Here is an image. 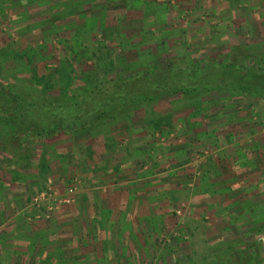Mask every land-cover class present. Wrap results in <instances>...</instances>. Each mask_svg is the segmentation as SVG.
Returning a JSON list of instances; mask_svg holds the SVG:
<instances>
[{"label": "rangeland", "instance_id": "1", "mask_svg": "<svg viewBox=\"0 0 264 264\" xmlns=\"http://www.w3.org/2000/svg\"><path fill=\"white\" fill-rule=\"evenodd\" d=\"M216 4L226 8L213 11ZM235 6L264 14V0H0V82L28 101L64 105L80 101L99 82L142 74L146 66L159 61H238L236 66H244L240 53L264 55V28L243 31L232 17ZM224 13L231 17L225 18ZM225 26L227 30L221 31ZM231 34L232 40L227 37ZM235 50L239 51L236 57ZM250 79L255 86L264 85L260 76ZM3 99L0 94V106L6 101ZM166 100L169 104L160 101L125 110L99 129L46 142L17 136L0 112V224L14 212L5 227L8 230H2L0 263L8 262L14 253L7 236L11 226L21 225L23 220L27 225L51 223L76 203L86 174L80 170L88 150L82 139H93L118 123L130 124L145 117L152 146L140 157L139 166L143 171L150 166L148 171L170 174L172 162L164 151L179 154L178 149L173 150L175 145L190 135L197 136L189 130L205 126L207 132L196 140L197 149L186 150L188 162L195 165L190 173L195 180L202 178L200 168L234 144L235 137L241 138L239 147L249 148L252 141L245 134L264 131V98L213 93L192 100L183 96ZM197 117H206L205 124L195 121L189 126L188 118ZM151 119L161 124L154 126ZM207 138L216 140L206 142ZM212 142H219L213 143L219 148L216 153ZM49 188L60 201L51 213L45 200H35ZM18 199L23 201L21 210L14 203ZM181 204L187 208L177 215ZM192 207L196 205L188 199L178 201L173 211L175 224L158 236L161 247H173V264H221L250 245L258 252L254 264H264V225L259 218L254 222L243 219L238 225L233 223L235 226L228 222L221 235L210 237L208 243L200 239L204 225L211 231L220 229L209 218L195 227L199 215L191 212ZM258 210L259 217L264 215L263 205Z\"/></svg>", "mask_w": 264, "mask_h": 264}, {"label": "crops", "instance_id": "2", "mask_svg": "<svg viewBox=\"0 0 264 264\" xmlns=\"http://www.w3.org/2000/svg\"><path fill=\"white\" fill-rule=\"evenodd\" d=\"M220 6L216 4L213 11H224L226 6ZM238 7L230 13L243 31L264 28V14ZM224 16L231 17L229 13ZM225 29L226 26L221 31ZM201 33L206 34L205 31ZM227 37L232 40L233 35ZM169 101L162 103L169 104ZM185 113L188 116L190 111L185 110ZM205 118H188L187 123L190 126L198 121L203 126ZM152 120L154 126L161 124ZM146 127L145 117H137L130 124L112 126L93 139H82L88 150L80 170L86 174L76 203L68 213L56 215L51 223L27 225L23 220L25 223L11 226L7 236L14 253L8 262L0 264H173V247H161L158 236L172 229L176 220L174 207L184 199L196 205L191 209L199 215L195 227L209 218L220 229L211 231L204 225L201 241L206 239L210 243V237H219L215 234H219L228 222L235 226L233 223L238 225L243 219L254 222L259 218L257 221L264 225V215L257 214L260 205L264 209V131L245 134L252 141L249 148L239 147L241 138L235 137L234 144L218 152V158L202 168L198 166L203 175L194 180L190 173L195 165L188 162L186 153L187 149H197L196 140L207 132L205 126L188 129L197 136L190 135L180 145L176 144L173 150L178 149L179 154L164 151L172 162L170 174L158 172V169L148 171L150 166L143 171L139 166L140 157L152 146ZM212 140L216 139L207 138L206 142ZM213 143L219 142L211 143L216 153L219 148ZM186 146L189 148L183 149ZM14 203L20 206L19 210L23 209L22 199ZM13 213H9L4 225L0 224L3 228L0 229L1 239L5 235L2 230H8L5 227L11 223L9 217Z\"/></svg>", "mask_w": 264, "mask_h": 264}, {"label": "trees", "instance_id": "3", "mask_svg": "<svg viewBox=\"0 0 264 264\" xmlns=\"http://www.w3.org/2000/svg\"><path fill=\"white\" fill-rule=\"evenodd\" d=\"M238 53L235 50L233 55L236 57ZM238 57L244 66H236L238 61H159L146 66L142 74L99 82L80 101L64 105L28 101L0 82V94L6 100L0 106V112L17 136L46 142L99 129L125 110L172 97L183 96L192 100L213 93H243L264 98V85L255 86L250 79L264 78V55H249L244 51ZM253 249L254 245H250L247 250L234 255L233 260L221 264H254L259 257Z\"/></svg>", "mask_w": 264, "mask_h": 264}, {"label": "built area", "instance_id": "4", "mask_svg": "<svg viewBox=\"0 0 264 264\" xmlns=\"http://www.w3.org/2000/svg\"><path fill=\"white\" fill-rule=\"evenodd\" d=\"M35 200L36 201L45 200L47 202L48 213H51L54 210V207H56L57 203L60 202L56 197V193L53 192L52 188H49L47 191L42 192L41 195L36 197ZM61 201L62 203L67 202L65 200L64 201L61 200ZM186 208H187L186 204H181V206L176 211L177 215H181L186 210Z\"/></svg>", "mask_w": 264, "mask_h": 264}]
</instances>
